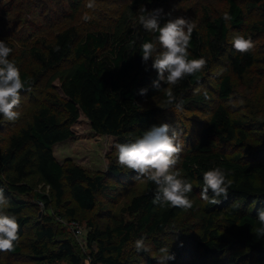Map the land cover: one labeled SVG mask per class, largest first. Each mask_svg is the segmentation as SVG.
<instances>
[{"label":"trees","instance_id":"16d2710c","mask_svg":"<svg viewBox=\"0 0 264 264\" xmlns=\"http://www.w3.org/2000/svg\"><path fill=\"white\" fill-rule=\"evenodd\" d=\"M171 1L131 0L111 27L81 32L70 26L42 44L22 43L17 47L16 43L4 40L12 49L9 59L16 62L25 82V90L20 95L41 85L52 90L46 91L43 98L31 106V112L22 124L0 145V188L4 189V196L9 200L5 211L15 215L20 226L18 240L8 253L16 255L21 252L19 238L28 222V216L22 214L26 202L14 195L31 192L29 183L36 180L48 190L47 193L44 189L33 191L36 201L45 205L46 214L42 217L43 222L35 226L36 241L29 245L28 264H53L61 260L83 264L86 259L89 264H122L124 246L131 239L162 235L185 212L198 220L201 234L197 246L205 254H228L230 264H233L237 257L231 256L229 250L235 247L246 252L250 264H264V237L257 239L254 234L259 226L257 209L264 208V159L226 151L231 144H247V129L251 123L239 115H231L228 107L220 103L199 127L193 142L189 146L183 145L176 167L193 185V191L188 194L193 201L191 209L154 205L152 199L156 186L144 180L143 191L134 195L125 207L129 219L117 218L112 226L105 228L88 222L91 227L85 234V244L89 248L86 257L75 251L77 238L63 223L65 219L78 220V212H91L95 208L97 197L106 194V179L122 182L125 175L136 176V173L124 172L114 160L108 164L105 174L87 172L73 163H59L53 155V145L72 136V125L83 116L96 133L126 143L153 125L162 124L158 119L159 107H167L163 88L168 85L161 82V90L152 86L157 72L151 68V61L148 65L142 63L140 45L151 41L154 34L146 31L136 17L143 5L149 11L162 10L157 13L162 22L173 18L168 8ZM225 1L226 7L221 14L212 17L204 12L193 30L189 58L203 56L207 66L173 86V92L178 100L183 101L184 109L209 106L213 100L210 93L206 91L207 97L205 91L194 95L193 86L203 79L212 62L221 58L227 49L231 72L225 71L219 77L216 93V98L222 101L231 98L235 83L249 73L254 74V67L262 59L254 50L247 54L236 52L229 45L228 36L231 30L241 33L244 30L242 34L246 38L254 32L264 35V0ZM225 12L231 16L229 21L223 19ZM168 13L170 17L166 15ZM253 15L257 18L248 21ZM256 70L260 73L259 69ZM142 88L148 89L144 96L139 95ZM148 100H158L159 103L145 104ZM3 124L4 118L0 115V128ZM215 166L227 170L233 184L227 199L221 198V203L212 205L200 199V191L202 173ZM52 207L58 209V213H54ZM218 216L227 221L228 235L219 233L216 228ZM60 227L73 236L65 235V230ZM188 241L186 238L175 240L170 248L175 260H169V264L176 263L182 253L188 251ZM154 260L147 257L148 264H153Z\"/></svg>","mask_w":264,"mask_h":264},{"label":"rangeland","instance_id":"374dc122","mask_svg":"<svg viewBox=\"0 0 264 264\" xmlns=\"http://www.w3.org/2000/svg\"><path fill=\"white\" fill-rule=\"evenodd\" d=\"M130 1L95 0V7L89 9L86 7L88 0H0V40L12 41L16 43L17 47H21L22 43L34 45L35 42L50 41L57 32L70 26L78 28L81 32L111 27L125 5ZM225 7V0H172L168 5L173 18L184 16L191 19L195 25L204 12L213 17L221 14ZM256 18L253 15L249 17L250 20L248 21H254ZM245 31L247 34L249 33L247 30ZM243 32L244 30H242ZM237 33L243 35L237 30L230 31L229 45H231V37ZM250 37L255 44L256 56H262V59L254 67V74L250 75L249 73L245 79L238 81V84L235 83L234 91L229 100L222 101L216 98L219 77L225 71L231 72L227 49L221 58L212 62L210 69L204 73L203 79L193 86V89L199 87L201 92L210 93L213 100L210 101L207 108L184 109L180 112L173 111L172 108L165 105L159 107L158 119L161 123H168L182 132L181 140L184 146H189L193 142L199 127L209 119L212 110L220 103L228 107L231 115H239L251 123L247 129V144L242 146L231 144L227 146L226 151H238L255 158L264 159V94H262V92L264 93V35L254 32ZM256 69H259L260 73H257ZM41 86L22 94L19 108L16 109L20 113L16 121L4 119V124L0 128V145H3L5 137L22 124L27 114L31 112V106L42 99L46 91L52 92L50 88ZM158 103V100L145 102V104L151 105ZM71 129L72 136L53 145L52 150L56 160L63 164H77L87 172L105 174L110 161H117L115 150L111 148V144L115 143L116 139L110 135L96 133L90 127L89 121L83 116L72 125ZM123 171L130 172L131 175L135 174L127 168H123ZM122 179V182L106 179L105 183L108 186L106 194L97 197L96 206L91 212H78L76 218L79 221L65 219L64 225L67 227L68 224L71 227L80 226L82 230L81 236L75 237L77 240L74 239L76 240L75 251L83 257L89 255V248L85 244V234L91 227L89 221L94 222L97 227L105 228L112 226V222L117 218H124L125 220L130 218V215L124 211L125 207L134 195L143 191L145 181L143 178L136 180L130 175H125ZM29 185L32 188L31 192L26 195H14L16 199L26 202L22 214L28 216V222L19 238L21 252L16 255L0 252V264H28L26 256L30 253L29 245L36 241L34 239L35 226L37 223L43 222L42 217L46 214L45 205L36 201L37 197L33 191L44 189L45 193L48 192L36 180L31 181ZM59 209L62 211L61 208ZM52 210L54 213L59 211L55 207H52ZM71 221L75 223L71 224ZM215 225L219 233L229 234V225L223 217L218 216ZM184 228L187 229L186 232H184ZM199 228L198 220L185 212L167 227L162 235L145 238L146 244L151 248L150 252L137 253L134 248V241L138 238L131 239L124 246L122 264H148L147 257L155 259L153 264H158L157 259L161 255L159 249L164 246L170 249L178 238L188 239L190 247L188 251L182 253V256L174 264H230L228 254L210 256L198 249L197 240L201 234ZM68 229L70 230L69 227ZM64 230L65 235L73 236L67 229ZM229 252H231V256L237 257V261L233 264H250L251 261L247 260L244 250L233 247ZM53 264L69 263L67 260H61ZM83 264H89L88 260L86 259ZM167 264H169L168 261Z\"/></svg>","mask_w":264,"mask_h":264},{"label":"clouds","instance_id":"9594fccd","mask_svg":"<svg viewBox=\"0 0 264 264\" xmlns=\"http://www.w3.org/2000/svg\"><path fill=\"white\" fill-rule=\"evenodd\" d=\"M86 7L93 9L95 0H88ZM159 11L162 10L149 11L143 5L138 10L137 22L146 31L154 34L151 41L140 45L142 63L148 65L151 61V68L157 72V79L153 81L152 86L161 90V82L168 85L163 88L166 105L173 111L182 112L183 101L177 99L173 86L185 77L202 71L207 66V60L203 56L189 58L188 49L196 26L194 22L184 16L169 18L162 22L157 18ZM166 15L171 16L170 13ZM223 19L225 21L231 19L228 12L223 14ZM230 43L240 54H247L255 48L250 37L246 38L239 33L231 37ZM10 53L12 49L4 40H0V115L7 121H16L20 115L16 109L19 108L20 94L25 90V82L21 78L16 62L9 59ZM147 91V88H142L139 95L144 96ZM200 92L199 87L193 89L194 95ZM204 95L207 97L206 91ZM181 136L182 132L177 128L162 123L159 126L153 125L150 130L144 131L142 135L129 142L111 144V148L115 150L117 163L121 167L135 172L134 179L143 178L156 186L152 203L161 208L193 207V201L188 195L193 191V185L190 179L182 176L181 171L176 168L183 150ZM229 175L230 173L220 166L204 171L200 199L212 205L221 203V198L227 199L229 188L233 184L228 178ZM8 205L9 200L4 196V189L0 188V252L12 251L14 242L18 240L20 226L16 216L5 211ZM257 220L259 226L255 228L254 234L260 239L264 237V208L257 209ZM134 248L137 253L151 251L143 236L134 241ZM159 253L161 255L157 259L158 264H167V261L175 260V254L171 253L167 246L161 247Z\"/></svg>","mask_w":264,"mask_h":264},{"label":"built area","instance_id":"2783aa9c","mask_svg":"<svg viewBox=\"0 0 264 264\" xmlns=\"http://www.w3.org/2000/svg\"><path fill=\"white\" fill-rule=\"evenodd\" d=\"M66 222L64 221V224H65ZM71 224L72 223H75L74 221H71L70 222ZM68 227L74 232L73 234L76 236V237H78V236H81V234H82V230H81V228H80V226H70L69 224H68Z\"/></svg>","mask_w":264,"mask_h":264}]
</instances>
